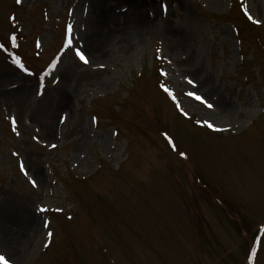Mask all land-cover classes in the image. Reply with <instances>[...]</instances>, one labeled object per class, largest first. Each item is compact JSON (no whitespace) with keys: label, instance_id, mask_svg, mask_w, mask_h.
<instances>
[{"label":"rangeland","instance_id":"374dc122","mask_svg":"<svg viewBox=\"0 0 264 264\" xmlns=\"http://www.w3.org/2000/svg\"><path fill=\"white\" fill-rule=\"evenodd\" d=\"M241 1L261 23L235 0H0L12 264H264V0Z\"/></svg>","mask_w":264,"mask_h":264},{"label":"bare ground","instance_id":"6f19581e","mask_svg":"<svg viewBox=\"0 0 264 264\" xmlns=\"http://www.w3.org/2000/svg\"><path fill=\"white\" fill-rule=\"evenodd\" d=\"M110 18H112V17H110ZM110 18H107V20L108 19L110 20ZM140 24H143V25H139V24L136 25L135 24V25H131V26L126 27L125 28L126 30H122L123 34H122V36L119 37V39H118V36H115V34L111 33V31H107L106 33L102 34L99 38H97L95 35V38L92 39L91 41H89V50L91 52H95L97 55H99L101 53L103 47L106 45H115V44H120V46L129 45L130 41H131V37L134 34H136L137 32H139L141 30L147 31L149 29V26H150L149 23L142 22ZM129 29H131V31H129ZM96 51H98L100 53L98 54ZM217 106L219 108H222L223 110L227 107L226 103H224V102L217 104ZM36 228H37V225H36ZM2 233L3 232H1V227H0V239H1V241H3L5 247L6 246L10 247V244L8 242H6L7 238L2 236ZM17 257H18L17 255H15L13 257L15 259L14 262L18 261Z\"/></svg>","mask_w":264,"mask_h":264},{"label":"snow or ice","instance_id":"6c2138e0","mask_svg":"<svg viewBox=\"0 0 264 264\" xmlns=\"http://www.w3.org/2000/svg\"><path fill=\"white\" fill-rule=\"evenodd\" d=\"M17 2L19 3L20 0H17ZM245 15L248 16V19H249V20H253L254 23H257V24L261 23V21H260L259 19H254V18H253L248 12H247V9H245ZM70 31H71V28H70V26H69V32H70ZM14 41H15V38H13V42H14ZM71 44H72V41H71V39L69 38V39L67 40V44H66V46H67V47H71ZM0 48H3V45H0ZM75 54H76V56H77V57H78L83 63H85V64L88 63V59H87V57L85 56V54H84L80 49H76ZM13 59H14V62H15L16 64L20 65V60H19V58L14 57ZM20 66L23 67V65H20ZM52 66L54 67L55 65L53 64ZM25 71H27V69H25ZM189 83H192V81H189ZM161 87L163 88V90H164L166 93H168L170 96H173V93H172L171 89H169L166 85H161ZM188 95H189V96H194L196 100L200 101L202 104H205L208 108H212V107H213L212 104L208 103L204 98H202V97L199 96V95H196V94L193 93V92H189ZM173 99H175L174 96H173ZM177 106L179 107V105H177ZM180 111L182 112L183 115H185V116L188 115L186 112H184V110H183L182 108L180 109ZM12 123L15 124V120H13ZM198 123H203V124L206 125L208 128L213 129V130H215V131H219V130H220V129H217V128L215 127V125H214L213 123H211L210 121H208V120H204V121H202V122H199V121H198ZM169 143H171V140H169ZM180 155H181V156H185L186 154H185L184 152H181ZM21 171H22V172L25 171L23 165H21ZM25 175H27L26 172H25ZM31 182H32L33 186H35V181L33 180V181H31ZM50 235H51V233H49V236H50ZM45 247H47V245H45ZM0 264H12V262H11L8 258H6L5 254L0 253Z\"/></svg>","mask_w":264,"mask_h":264},{"label":"trees","instance_id":"16d2710c","mask_svg":"<svg viewBox=\"0 0 264 264\" xmlns=\"http://www.w3.org/2000/svg\"><path fill=\"white\" fill-rule=\"evenodd\" d=\"M236 1V3L239 5V8H240V12H241V14L245 17V19L247 20V23L248 24H250V25H253L252 24V22L250 21H248V19H247V16L245 15V12H244V6H243V3H242V1L241 0H235Z\"/></svg>","mask_w":264,"mask_h":264}]
</instances>
